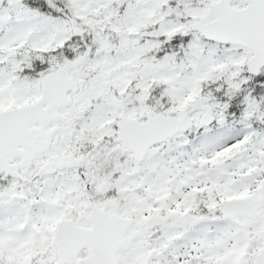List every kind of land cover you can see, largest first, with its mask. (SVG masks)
<instances>
[{"label": "snow or ice", "instance_id": "6c2138e0", "mask_svg": "<svg viewBox=\"0 0 264 264\" xmlns=\"http://www.w3.org/2000/svg\"><path fill=\"white\" fill-rule=\"evenodd\" d=\"M0 264H264V0H0Z\"/></svg>", "mask_w": 264, "mask_h": 264}]
</instances>
